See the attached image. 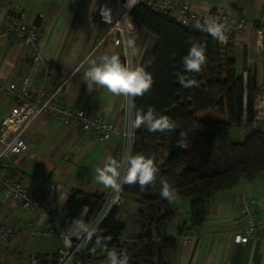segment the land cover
<instances>
[{
  "label": "crops",
  "instance_id": "crops-1",
  "mask_svg": "<svg viewBox=\"0 0 264 264\" xmlns=\"http://www.w3.org/2000/svg\"><path fill=\"white\" fill-rule=\"evenodd\" d=\"M103 1L25 0L16 3L0 0V122L17 102L19 89L26 82L33 96L55 94L62 102L83 106L92 114L103 115L124 127L130 126L134 109H129L124 97H114L106 89L95 86L89 92L83 80V73L103 54L125 57L122 45L111 40L102 41L110 27L98 12ZM187 1L200 14L212 13L217 6H223L246 17L250 26L244 33L225 36L234 41L230 54L236 58L237 68L244 76L245 100L249 68L256 69L258 86L264 88V0ZM8 14L22 16L34 26L36 19L41 17V24L35 26L40 37L39 62L35 60L32 47L8 33L5 28ZM256 22L263 28L257 27ZM128 25L131 33L135 32L132 40L135 65H143L155 36L132 18ZM12 84L16 85L13 89ZM23 137L29 144V151L35 155L21 154L11 173L43 201L51 202L52 211L48 214L26 212L0 194V224L41 225L53 229L55 234L23 244H0V264H21L32 258L52 264L66 247L59 234L67 228L78 233L74 221L66 229L62 227L64 207L72 190L107 195L109 189L96 182L95 170L117 149L124 152L123 139L114 136L101 140L95 133L84 131L75 123L65 124L51 114L38 116L24 130ZM62 172L66 175L62 176ZM253 195L264 203V173L252 180L242 179L235 187L220 191L210 201L203 227L198 232H190L197 237L196 242H178L177 248L169 251L171 264H264V234L252 236L247 243L233 241L234 232L241 227L240 204L245 197ZM178 201L183 204V215L180 221L172 223V234L179 223L189 218V201L181 196L177 197ZM136 208L134 200H128L121 207L119 217L126 225ZM174 208L179 216L178 207ZM88 211L89 207L84 205L74 220L85 222ZM139 231L140 228L131 230L128 225L124 239L131 240Z\"/></svg>",
  "mask_w": 264,
  "mask_h": 264
},
{
  "label": "trees",
  "instance_id": "trees-1",
  "mask_svg": "<svg viewBox=\"0 0 264 264\" xmlns=\"http://www.w3.org/2000/svg\"><path fill=\"white\" fill-rule=\"evenodd\" d=\"M130 17L155 36L145 63L137 65L152 74L154 84L143 97L134 99V118L137 110L153 107L158 115L175 120L177 129L174 133L136 129L131 152L153 158L159 168L153 185L143 189L138 184L123 186V204L127 200L137 204L133 219L140 231L131 240L124 239L127 225L119 217L122 204L112 208L97 235L110 236L108 250L126 254L129 264H171L169 251L177 248L178 237L203 227L210 201L220 191L264 173V128L253 126L254 102L264 88L258 86L256 69L249 68L245 100L244 76L230 54L234 46L231 37L226 36V43L220 44L195 24L178 22L148 4L135 6ZM40 24L38 17L35 26ZM256 26L263 28L259 22ZM194 43L203 44L206 49L208 63L200 73L187 72L182 64ZM121 62L126 64L124 58ZM180 75L195 80L199 86L183 88L178 82ZM243 126L248 132L242 141H234L232 129ZM181 130L188 133L187 149L176 146ZM122 155V150L117 149L111 157L120 159ZM162 183L189 199V218L179 223L173 234L170 229L177 212L172 203L161 197ZM105 198L106 193L73 189L64 207L62 227L71 225L84 205L89 207L87 224L100 212ZM97 235L83 243L77 260L108 263L104 246L95 245Z\"/></svg>",
  "mask_w": 264,
  "mask_h": 264
},
{
  "label": "built area",
  "instance_id": "built-area-1",
  "mask_svg": "<svg viewBox=\"0 0 264 264\" xmlns=\"http://www.w3.org/2000/svg\"><path fill=\"white\" fill-rule=\"evenodd\" d=\"M14 1L20 3L25 0ZM139 4H148L152 9L168 14L186 25H197L203 23L205 19H213L225 25V34H234L235 36L241 35L250 26L243 14H236L223 6H217L212 13L200 14L187 0H120V12H118L113 6V0H104L98 12L101 19L108 22L110 27L102 41L111 40L116 45H122L126 64L132 66H136L132 44L135 32L131 33L128 20L131 19L130 11ZM5 28L17 41L32 47L36 54V62L40 61L41 56L38 52L40 37L33 24L22 16L8 14L5 18ZM10 87L13 89L16 85L12 84ZM42 114L55 115L65 124L75 123L84 131L95 133L101 140L119 136L123 139L124 152L131 151L136 129H131L130 126H121L103 115L92 114L83 106L62 102L55 97V94L48 97L33 96L28 83L25 82L19 89L17 102L0 122V194L4 200L20 206L26 212L37 211L39 214H48L52 211L51 202L43 201L11 173V169L18 162L21 154L27 153L30 157L35 155L33 151H29V144L23 137V132L32 121ZM253 119L254 127L264 128V92L258 94L255 99ZM123 186L119 194L109 190L100 212L87 223V225L95 227L93 236L98 234L102 221L112 208L124 203ZM239 218L241 227L233 234L234 242L247 243L252 236L264 234V203L259 197L253 195L242 200L239 207ZM84 223L86 224V221ZM54 234L53 229L41 225L29 227L25 224H0V244H23L39 236ZM59 235L63 238L66 247L56 255L53 260L55 264H108L90 259H76L77 252L85 242L83 233H73L71 229L67 228ZM196 240L197 237L190 232L178 237L179 243H195ZM21 264L43 263L37 258H32Z\"/></svg>",
  "mask_w": 264,
  "mask_h": 264
},
{
  "label": "clouds",
  "instance_id": "clouds-1",
  "mask_svg": "<svg viewBox=\"0 0 264 264\" xmlns=\"http://www.w3.org/2000/svg\"><path fill=\"white\" fill-rule=\"evenodd\" d=\"M196 27L213 36L220 44L226 43L225 25L213 19H205ZM208 63L206 49L203 44L194 43L190 46L186 56L182 58L183 68L187 72L200 73ZM83 80L86 82L89 92L95 88H104L114 97H124L128 101L129 109L135 108L133 103L136 97H143L149 92L154 84L152 74L142 66H132L121 62L117 54H103L98 61H93L83 73ZM178 82L183 88L198 87L193 79H186L183 75L178 77ZM146 128L149 132H173L177 129L176 121L166 115H158L153 107L146 111L137 110L135 118L130 122L131 129ZM188 133L181 130L176 146L180 149H187L190 144L187 142ZM96 182L105 189L115 194L122 191L123 185H139L145 188L153 185L157 179L159 168L154 159L143 154H133L130 150L125 151L120 159L108 157L101 167L96 170ZM161 197L169 203L177 200L178 194L167 183H162ZM75 229L85 235V242L91 241L95 233V227L89 226L77 219L74 220ZM111 237L97 235L96 247H103L107 253L108 264H129V258L124 253H117L115 250H108L106 244ZM95 250V249H94Z\"/></svg>",
  "mask_w": 264,
  "mask_h": 264
},
{
  "label": "rangeland",
  "instance_id": "rangeland-1",
  "mask_svg": "<svg viewBox=\"0 0 264 264\" xmlns=\"http://www.w3.org/2000/svg\"><path fill=\"white\" fill-rule=\"evenodd\" d=\"M247 132H248V130L246 127H234L231 131V137L234 141H242ZM64 175H66V174H64V172H62V176H64ZM181 198H185L186 200L189 201V199L186 197H181ZM127 202H128V200L126 201V203ZM173 205H174V207H178L177 209L179 210V216H177V218L175 219V223H177L178 221H180L179 217H182V215H183V204L181 201H178V203L175 201V202H173ZM176 205H178V206H176ZM127 220L129 223V224L127 223V226L129 225L131 230L133 228H137V229L140 228V225L137 222L133 221V217H130ZM40 238H42V236L41 237L39 236V237L35 238L34 240H37ZM3 245H5V244H3Z\"/></svg>",
  "mask_w": 264,
  "mask_h": 264
},
{
  "label": "bare ground",
  "instance_id": "bare-ground-1",
  "mask_svg": "<svg viewBox=\"0 0 264 264\" xmlns=\"http://www.w3.org/2000/svg\"><path fill=\"white\" fill-rule=\"evenodd\" d=\"M113 4H114L113 6L117 9V11L120 12V0H113Z\"/></svg>",
  "mask_w": 264,
  "mask_h": 264
}]
</instances>
